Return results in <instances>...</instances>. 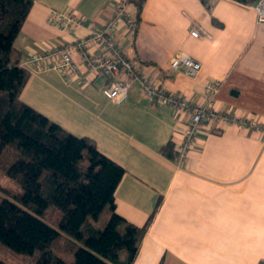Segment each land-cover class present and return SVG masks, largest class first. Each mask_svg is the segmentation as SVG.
Here are the masks:
<instances>
[{
    "label": "crops",
    "instance_id": "0c3cea01",
    "mask_svg": "<svg viewBox=\"0 0 264 264\" xmlns=\"http://www.w3.org/2000/svg\"><path fill=\"white\" fill-rule=\"evenodd\" d=\"M123 1L131 27L116 32L137 73L195 104L217 83L215 109L253 119L260 128L217 121L188 156L167 158L162 149L181 143L188 117L154 104L135 82L122 103L103 93L107 79L71 83L54 70L31 74L24 103L125 169L115 192L116 212L147 228L134 264H264V25L253 5L233 0H145L138 16L131 0H33L15 41L12 60L41 52L101 28ZM52 9L83 16L85 27L63 31L48 22ZM198 28L200 37L191 32ZM187 53L201 63L197 78L170 69ZM129 80V76H122Z\"/></svg>",
    "mask_w": 264,
    "mask_h": 264
},
{
    "label": "trees",
    "instance_id": "16d2710c",
    "mask_svg": "<svg viewBox=\"0 0 264 264\" xmlns=\"http://www.w3.org/2000/svg\"><path fill=\"white\" fill-rule=\"evenodd\" d=\"M131 1L140 17L145 0ZM32 5L0 0V247L29 264H134L151 218L140 227L116 212L125 169L21 99L30 73L12 52Z\"/></svg>",
    "mask_w": 264,
    "mask_h": 264
},
{
    "label": "built area",
    "instance_id": "2783aa9c",
    "mask_svg": "<svg viewBox=\"0 0 264 264\" xmlns=\"http://www.w3.org/2000/svg\"><path fill=\"white\" fill-rule=\"evenodd\" d=\"M253 7L257 12L258 24L264 25V0H258ZM114 12V17L109 19L103 27L97 28L92 22H88L85 36L41 52L34 51L20 66L31 74L54 70L68 83L78 81L87 85L96 79H107L108 84L103 89V93L109 100L116 103L124 102L133 84L138 82L143 96L149 101L154 104H169L187 115L188 122L183 138L177 146L180 160L188 156L200 134L213 127L217 121L241 128L261 127L256 120L237 118L217 111L214 103L219 91L217 83L208 82L205 86V102L195 104L161 89L150 78L137 73L134 64L124 54L116 37L122 22H126L131 27H134V23L128 18L123 1L115 5ZM48 22L60 30L72 31L85 27L87 20L73 12L52 9ZM191 34L194 37H200L198 28H194ZM170 69L174 72L184 71L189 78L195 79L200 74L202 65L187 53L180 52L172 57ZM122 76H129L130 79L123 80Z\"/></svg>",
    "mask_w": 264,
    "mask_h": 264
},
{
    "label": "rangeland",
    "instance_id": "374dc122",
    "mask_svg": "<svg viewBox=\"0 0 264 264\" xmlns=\"http://www.w3.org/2000/svg\"><path fill=\"white\" fill-rule=\"evenodd\" d=\"M106 218L109 217V212H105ZM0 259L6 264H29L28 256L14 253L10 248L6 246L0 247Z\"/></svg>",
    "mask_w": 264,
    "mask_h": 264
}]
</instances>
